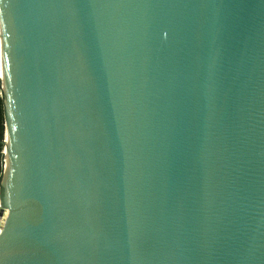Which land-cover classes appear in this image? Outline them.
<instances>
[{
  "label": "water",
  "instance_id": "obj_1",
  "mask_svg": "<svg viewBox=\"0 0 264 264\" xmlns=\"http://www.w3.org/2000/svg\"><path fill=\"white\" fill-rule=\"evenodd\" d=\"M0 11V264H264V0Z\"/></svg>",
  "mask_w": 264,
  "mask_h": 264
},
{
  "label": "bare ground",
  "instance_id": "obj_2",
  "mask_svg": "<svg viewBox=\"0 0 264 264\" xmlns=\"http://www.w3.org/2000/svg\"><path fill=\"white\" fill-rule=\"evenodd\" d=\"M0 83L2 84V94H3L4 103L6 105V109H8V105H9V90L8 89H9L10 79H9L6 61L4 57V43H3V28H2L1 11H0ZM4 135H5L4 136L5 141H4V148L2 152L1 166H2V171H3V161H4V177H8L9 176V165L12 161V143H11L10 129H8L7 127H6ZM3 156H4V160H3ZM1 177H2V172H1ZM0 188H1V179H0ZM7 213H8V209L5 210V214Z\"/></svg>",
  "mask_w": 264,
  "mask_h": 264
},
{
  "label": "trees",
  "instance_id": "obj_3",
  "mask_svg": "<svg viewBox=\"0 0 264 264\" xmlns=\"http://www.w3.org/2000/svg\"><path fill=\"white\" fill-rule=\"evenodd\" d=\"M3 139H4V114H3V105L0 100V175L2 172L1 159H2V149H3Z\"/></svg>",
  "mask_w": 264,
  "mask_h": 264
},
{
  "label": "built area",
  "instance_id": "obj_4",
  "mask_svg": "<svg viewBox=\"0 0 264 264\" xmlns=\"http://www.w3.org/2000/svg\"><path fill=\"white\" fill-rule=\"evenodd\" d=\"M0 100L2 101V105H3V94H2V84L0 83ZM4 106V105H3ZM5 130H6V127H5V121H4V133H5ZM5 136V135H4ZM4 141H5V138L3 139V148H4ZM3 150V149H2ZM2 153V152H1ZM5 217L3 216L1 219H0V236L2 234V230H3V227H4V222H5Z\"/></svg>",
  "mask_w": 264,
  "mask_h": 264
},
{
  "label": "rangeland",
  "instance_id": "obj_5",
  "mask_svg": "<svg viewBox=\"0 0 264 264\" xmlns=\"http://www.w3.org/2000/svg\"><path fill=\"white\" fill-rule=\"evenodd\" d=\"M2 152H3V150H2ZM3 160H4V156H3ZM1 208V207H0ZM5 211V210H4ZM5 218H6V216H7V214H5V212H4V215H3Z\"/></svg>",
  "mask_w": 264,
  "mask_h": 264
}]
</instances>
